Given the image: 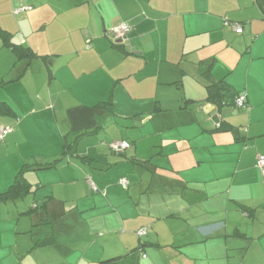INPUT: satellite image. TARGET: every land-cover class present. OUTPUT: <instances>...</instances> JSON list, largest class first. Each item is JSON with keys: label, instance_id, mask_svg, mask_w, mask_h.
Returning <instances> with one entry per match:
<instances>
[{"label": "crops", "instance_id": "crops-1", "mask_svg": "<svg viewBox=\"0 0 264 264\" xmlns=\"http://www.w3.org/2000/svg\"><path fill=\"white\" fill-rule=\"evenodd\" d=\"M0 29L37 56L0 38V190L58 160L25 175L31 200L0 205V264H131L134 249L137 264H264V0H0ZM211 84L247 108L217 111ZM45 200L66 249L31 248L23 213Z\"/></svg>", "mask_w": 264, "mask_h": 264}, {"label": "trees", "instance_id": "trees-1", "mask_svg": "<svg viewBox=\"0 0 264 264\" xmlns=\"http://www.w3.org/2000/svg\"><path fill=\"white\" fill-rule=\"evenodd\" d=\"M123 24H126V23H123ZM233 25H237V24L233 23ZM113 29L107 32L108 35L113 36L114 40L116 41L121 40L115 37L114 33L112 32ZM0 38L2 40L3 46L11 50L17 62L24 61L26 63V66H28V64L34 58L37 57L29 48L11 44L9 42L8 33H6L5 31L1 29H0ZM5 86H7L6 82L0 81V94H2L5 91L4 90ZM207 93H208V99L216 106L217 111L224 107H232V106L235 107L234 101L238 94L234 93L227 85H223V84L208 85ZM109 106H110V101L97 104V108L102 109V110H104V108H108ZM3 116H14V112L7 102L1 101L0 102V117H3ZM216 127H218L219 130L223 129L222 121H218L216 123ZM1 129L5 130L6 132L0 137V144L4 143L6 135H8L9 133H12L13 131L12 127H6L2 125L0 126V131ZM85 134H92V133H82L78 137H81ZM119 141H125V140H119ZM116 142L118 141H114L108 144V148L111 154L123 155V153H125L127 150L130 149V144L127 141H125L129 145L128 149L124 151H120V152L113 151L110 148V145ZM71 146L72 145L64 144L62 156L67 155L68 152L72 150L70 148ZM82 159L85 160L86 157H83ZM57 161L58 160H55L51 163H46V164H24L22 165L21 168L17 171V173L13 177L7 189L4 191L0 190V205H4L8 203H15V202L17 203L18 201L23 200L27 195L33 192L32 186L28 183L25 175L29 172L48 171L54 166V164L57 163ZM124 182H126L124 179H120L118 183L123 188H125L127 184ZM87 183L93 194L95 195L101 194L103 196L106 195L103 193V191L101 192L97 188V186L91 181L90 178H87ZM46 206H47V201L45 200L40 206L29 208L26 212L23 213L24 215L35 217V222L31 224V228H30L31 230L29 231V235L32 240L31 248L34 249V248L44 247V246H54L56 248L66 249L65 247L63 248V246L57 244L56 241L54 240L53 233H52V227H51L54 221L51 220L50 217L48 216ZM36 217H37V220H36ZM142 229L145 230V233H144L145 235L147 228H142ZM142 236H138V237H142ZM135 251L136 249L130 251L128 255H126L125 257V258L127 257L131 258L132 260L131 264H137V261H136L137 256H136ZM120 259H121L120 257L114 258V259H108V260L100 262V264H117L120 261Z\"/></svg>", "mask_w": 264, "mask_h": 264}, {"label": "built area", "instance_id": "built-area-1", "mask_svg": "<svg viewBox=\"0 0 264 264\" xmlns=\"http://www.w3.org/2000/svg\"><path fill=\"white\" fill-rule=\"evenodd\" d=\"M30 7H21V8H18L14 11V13H19V12H23V11H26V10H29ZM129 29V25L128 24H121L120 26L116 27L113 29V33L115 35V37L117 39H122L124 38L126 32L128 31ZM233 29L235 31H240V27L238 25H233ZM246 99H245V96L242 95V94H238L235 101H234V106L237 108V109H246L247 106H246V103H245ZM5 130L1 129L0 131V137L5 134ZM110 148L113 150V151H124L126 149L129 148V145L125 142V141H118L116 143H112L110 145ZM256 167L259 169V171L261 172L262 175H264V156H261L259 155L257 157V160H256ZM125 183V182H124ZM94 189V187H93ZM145 233V230L142 229L140 231L137 232V235L138 236H142L144 235Z\"/></svg>", "mask_w": 264, "mask_h": 264}, {"label": "rangeland", "instance_id": "rangeland-1", "mask_svg": "<svg viewBox=\"0 0 264 264\" xmlns=\"http://www.w3.org/2000/svg\"><path fill=\"white\" fill-rule=\"evenodd\" d=\"M110 153V152H109ZM109 155H112V154H109ZM48 189H50L49 187H48ZM31 200L32 199V196L31 195H27L26 196V200ZM30 205V204H29ZM80 231V229L79 228H77V230H76V233H78Z\"/></svg>", "mask_w": 264, "mask_h": 264}]
</instances>
